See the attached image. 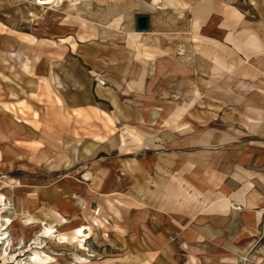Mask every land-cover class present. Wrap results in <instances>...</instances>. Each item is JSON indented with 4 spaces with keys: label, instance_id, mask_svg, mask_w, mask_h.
<instances>
[{
    "label": "rangeland",
    "instance_id": "1",
    "mask_svg": "<svg viewBox=\"0 0 264 264\" xmlns=\"http://www.w3.org/2000/svg\"><path fill=\"white\" fill-rule=\"evenodd\" d=\"M252 108L264 0H0V264H264Z\"/></svg>",
    "mask_w": 264,
    "mask_h": 264
},
{
    "label": "crops",
    "instance_id": "2",
    "mask_svg": "<svg viewBox=\"0 0 264 264\" xmlns=\"http://www.w3.org/2000/svg\"><path fill=\"white\" fill-rule=\"evenodd\" d=\"M208 4V2H198L193 8H194V10L192 11L191 10V13H193V15H192V17H193V19H194V24H195V26H197L198 28L199 27H203V26H206L207 25V23L209 22L210 23V21L212 20V18H213V16L215 15V17H214V19H215V21L214 22H216L217 21V17H220L218 14H216V13H209V14H207V16H205L203 19L202 18H200L202 15H200L199 14V12H200V10L199 9H197V8H199V7H202V6H206ZM197 9V10H196ZM199 11V12H198ZM135 34H137V35H143V34H146V33H143V32H135ZM252 43H253V40L252 41H250V42H247L246 43V47L247 46H249V48L248 49H251L250 47H251V45H252ZM241 48H242V46H241ZM250 51H252L251 53H253V54H255V53H257V54H259L258 53V51H254V50H250ZM244 52V51H243ZM247 54V53H246ZM215 65H216V69H217V67H219V66H223L224 64H221V62H220V60H218V59H216V62H215ZM218 74V73H217ZM217 81H220L219 79H218V77H217ZM140 83L143 85L145 82L144 81H142V82H139V85H140ZM258 107H261V106H258ZM251 113V115H249V117H253V118H255V117H258V119H260V121H262V122H264V111H258V110H260V109H255V108H252V109H248ZM201 111V110H200ZM225 115H217V119L216 118H214V120L216 121H222V119H224L225 120ZM209 133H205V137H202V138H200V139H198V140H196L195 142L198 144V145H204V144H207V140L209 139ZM232 136H230V137H224V138H222L221 139V141H220V143L221 144H226V143H230V142H233L232 140ZM146 145L147 146H150V147H152V149H154L155 148V145L152 143V141L151 140H149L147 143H146ZM146 149H148V150H150L149 148H146ZM230 206L233 210H238L239 208V205L237 204V203H231V202H229V201H227L226 199H221V200H219L217 203H215L214 204V206H213V210H215V209H217V208H222V209H224V208H226V206Z\"/></svg>",
    "mask_w": 264,
    "mask_h": 264
},
{
    "label": "water",
    "instance_id": "3",
    "mask_svg": "<svg viewBox=\"0 0 264 264\" xmlns=\"http://www.w3.org/2000/svg\"><path fill=\"white\" fill-rule=\"evenodd\" d=\"M135 29L138 32H145L149 29V18L147 16H137L135 19Z\"/></svg>",
    "mask_w": 264,
    "mask_h": 264
},
{
    "label": "bare ground",
    "instance_id": "4",
    "mask_svg": "<svg viewBox=\"0 0 264 264\" xmlns=\"http://www.w3.org/2000/svg\"><path fill=\"white\" fill-rule=\"evenodd\" d=\"M73 2V1H72ZM79 230H80V228L79 229H77V231L79 232Z\"/></svg>",
    "mask_w": 264,
    "mask_h": 264
}]
</instances>
